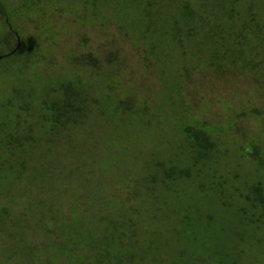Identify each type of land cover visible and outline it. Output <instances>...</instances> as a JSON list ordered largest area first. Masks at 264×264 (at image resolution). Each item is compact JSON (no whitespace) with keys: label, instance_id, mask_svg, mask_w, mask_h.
<instances>
[{"label":"rangeland","instance_id":"obj_1","mask_svg":"<svg viewBox=\"0 0 264 264\" xmlns=\"http://www.w3.org/2000/svg\"><path fill=\"white\" fill-rule=\"evenodd\" d=\"M110 3L111 9L86 0H0L7 13L21 8L14 20L20 34L12 44L30 51L0 60V208L9 207L15 217L25 203L40 199L62 202L65 209L74 201L118 208L137 203V217L143 218H137L139 249L151 242V258H161V264L226 259L238 239L235 230L239 235L243 230L237 194L248 191L254 175H264V165L251 153L258 147L264 163V0L235 1L236 38L226 36L222 43L207 33L183 48L164 36L158 23L143 18L134 2ZM116 10L126 24L152 36L164 64L119 26ZM239 12L242 17H236ZM5 20L0 11L2 52L8 50ZM213 48L227 50L216 64L191 68L181 62L201 61ZM62 81L80 90L76 123L46 132L33 103L41 105L43 87ZM10 100L16 108L6 107ZM17 120L23 129L16 135L33 136L37 144L4 147L6 122ZM186 125L210 134L214 161L198 165L201 177L181 181L176 192L158 194L154 202L149 194L160 189L163 166L197 170L189 158L194 149L182 132ZM212 181L225 194L221 187L214 191ZM251 229L245 242H235L236 252L242 264H264V225ZM6 239L0 236L1 259Z\"/></svg>","mask_w":264,"mask_h":264},{"label":"trees","instance_id":"obj_2","mask_svg":"<svg viewBox=\"0 0 264 264\" xmlns=\"http://www.w3.org/2000/svg\"><path fill=\"white\" fill-rule=\"evenodd\" d=\"M88 1L93 2L94 8L99 7L100 4H107L110 9V2L117 6L121 4L123 7V3L134 2L143 18L149 17L151 21L158 23L164 36L176 39L182 48L184 43L192 38L207 33L220 36L223 39L222 43L228 40L226 36L236 38L233 36L239 21L234 14L233 6L236 0H86ZM229 5L231 10L227 16ZM20 9L11 10L10 13H7L6 9H0L2 16L6 17L5 28L8 27L7 34L3 38L8 50L7 52L0 51V60L12 61L30 53L29 49L19 50V45L12 44L15 36L20 34L14 22L18 19ZM236 17H242L240 12ZM114 19L119 26L126 28L134 40L146 46L148 53L150 52L159 63L164 64L162 57L157 53V44L151 35L139 33L136 27L126 24L119 13L114 14ZM134 20L140 22L143 19L137 17ZM240 20L242 22L243 19ZM182 54H186L184 49H182ZM226 54L227 50L219 52L218 49L213 48L201 61L184 59L181 62L186 61L191 68H199V66L208 65L210 61L218 60L212 64L220 62V57ZM177 69L175 73H178ZM43 92L45 96L41 99V105L33 103L37 105L34 110H37L38 123L41 128L46 132L54 131L55 133L71 122L75 125L74 111L80 90L74 82L62 81L55 87L46 85L42 88ZM17 94L20 96L19 93ZM20 97L25 100V97ZM6 107L16 108L15 102L10 100ZM18 108L23 112L26 109L21 104ZM10 109H8L9 113ZM16 116L20 118L21 114ZM21 124L22 122L18 120L11 124L6 122L10 132L5 136L7 143L4 147L12 143H18L20 146L37 144L33 136L22 138V134L21 136L16 135L23 129L20 127ZM182 132L194 149L193 155L189 157L194 166L197 168L198 165H211L214 161L215 142L210 134L203 128H196L192 125L183 126ZM251 153L263 166L258 147L254 146ZM193 168L191 166L186 169L177 166L169 168L163 166L161 168L163 180L160 181V189H157L154 195L149 194L150 198H154L156 202L158 194L163 196L169 192H176L177 185L181 181H192V179L201 177L198 168L197 170ZM34 178L35 176L32 180ZM209 185L214 191L217 190L216 187H221L219 193L223 189L220 183L215 184L212 181ZM245 188L248 189L247 192L239 191L237 194L238 200L245 207L237 206L238 203L228 202L229 205H236V216L242 219L243 230L240 235L237 229L235 230V237L238 238L235 242L239 240L245 242L246 234L253 232L251 229L253 225L256 224L257 227L264 225V175H254ZM222 193L225 194L223 191ZM32 203L34 204L30 206L25 203V209L15 217H10L9 207L0 208V236L6 235L7 237L4 241L5 245L2 246L1 257L3 259L0 258V264H60L61 261L64 262L63 264H161V258H151L154 257L150 255L153 247L151 242L139 249V237L136 231L140 220L138 221L137 218L141 217L142 220L143 218L142 216L137 217L140 213L137 203L130 205V208H118L115 207L116 205L94 207L87 204L80 205L74 201L66 205L67 209L61 206L62 202L54 205L52 202L40 199ZM30 231H34L33 237ZM33 238L36 240L32 241ZM235 242L234 247L227 253L226 259L201 257L202 261L198 264H242L241 254L235 249L237 248Z\"/></svg>","mask_w":264,"mask_h":264}]
</instances>
